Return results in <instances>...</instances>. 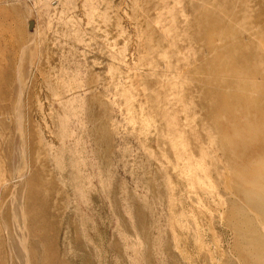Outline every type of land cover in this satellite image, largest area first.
<instances>
[{"label": "rangeland", "instance_id": "rangeland-1", "mask_svg": "<svg viewBox=\"0 0 264 264\" xmlns=\"http://www.w3.org/2000/svg\"><path fill=\"white\" fill-rule=\"evenodd\" d=\"M260 71L264 0H0V264H264Z\"/></svg>", "mask_w": 264, "mask_h": 264}, {"label": "bare ground", "instance_id": "bare-ground-1", "mask_svg": "<svg viewBox=\"0 0 264 264\" xmlns=\"http://www.w3.org/2000/svg\"><path fill=\"white\" fill-rule=\"evenodd\" d=\"M242 70L243 69H238L235 72V74H237V77L235 78H236V84L238 86L242 84L243 79H246V80L251 79L252 73L250 71L247 72L245 70H244L245 72H243ZM259 74L260 76L258 77L264 80V71L262 72L260 71ZM245 85H247L246 81H245ZM248 87L251 89H254L255 86L252 83H249ZM235 116L236 114L234 115V119H233L234 125L236 124ZM255 116H257L258 120H260L259 123L256 122L258 123L257 128L259 131V136H256L255 140L252 142L240 143V140H238L239 143L237 147H236L237 140L234 141L233 154H234L235 160H233V165H232L231 170L233 171L236 181L240 183L242 188L247 187L252 190H261L264 193V108L262 109V107L261 108L258 107L255 111ZM247 126L250 127L251 125L248 123ZM247 126H245L246 132L247 130H250L247 128ZM260 129H261V132H260ZM236 193L245 195L243 191L237 188H236ZM251 205L254 207L255 210H257V212L261 211V209H259L255 203ZM253 243L256 245L257 244L260 245L264 242H262L261 240H253L252 244ZM259 245H257V248H260V250L264 251L263 250L264 245H263V249ZM18 251L16 247H14V252L16 254L15 257L17 259L19 258Z\"/></svg>", "mask_w": 264, "mask_h": 264}]
</instances>
